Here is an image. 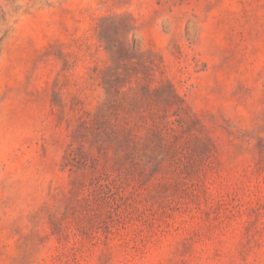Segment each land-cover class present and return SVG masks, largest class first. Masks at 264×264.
<instances>
[{
    "label": "rangeland",
    "instance_id": "374dc122",
    "mask_svg": "<svg viewBox=\"0 0 264 264\" xmlns=\"http://www.w3.org/2000/svg\"><path fill=\"white\" fill-rule=\"evenodd\" d=\"M0 264H264V0H0Z\"/></svg>",
    "mask_w": 264,
    "mask_h": 264
}]
</instances>
